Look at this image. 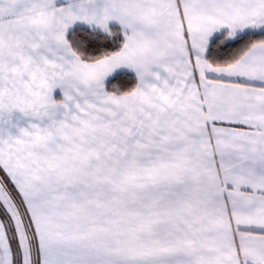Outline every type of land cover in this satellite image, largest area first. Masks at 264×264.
Here are the masks:
<instances>
[{
  "label": "snow or ice",
  "instance_id": "obj_1",
  "mask_svg": "<svg viewBox=\"0 0 264 264\" xmlns=\"http://www.w3.org/2000/svg\"><path fill=\"white\" fill-rule=\"evenodd\" d=\"M0 264H264V0H0Z\"/></svg>",
  "mask_w": 264,
  "mask_h": 264
}]
</instances>
